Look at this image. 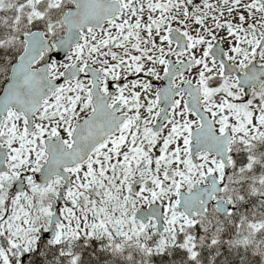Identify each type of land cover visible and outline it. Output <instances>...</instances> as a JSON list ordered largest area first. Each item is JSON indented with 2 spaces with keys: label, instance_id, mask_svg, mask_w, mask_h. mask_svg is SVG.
Returning a JSON list of instances; mask_svg holds the SVG:
<instances>
[{
  "label": "snow or ice",
  "instance_id": "snow-or-ice-1",
  "mask_svg": "<svg viewBox=\"0 0 264 264\" xmlns=\"http://www.w3.org/2000/svg\"><path fill=\"white\" fill-rule=\"evenodd\" d=\"M0 264H264V0H0Z\"/></svg>",
  "mask_w": 264,
  "mask_h": 264
}]
</instances>
